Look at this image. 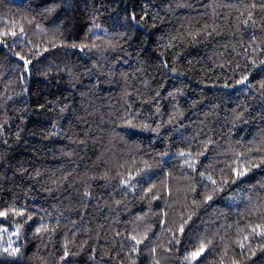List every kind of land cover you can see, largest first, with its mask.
Here are the masks:
<instances>
[{
	"label": "trees",
	"instance_id": "obj_1",
	"mask_svg": "<svg viewBox=\"0 0 264 264\" xmlns=\"http://www.w3.org/2000/svg\"><path fill=\"white\" fill-rule=\"evenodd\" d=\"M11 31L0 264H264V0H0Z\"/></svg>",
	"mask_w": 264,
	"mask_h": 264
},
{
	"label": "snow or ice",
	"instance_id": "obj_2",
	"mask_svg": "<svg viewBox=\"0 0 264 264\" xmlns=\"http://www.w3.org/2000/svg\"><path fill=\"white\" fill-rule=\"evenodd\" d=\"M131 19L136 22L137 24L139 23V21H136V16L135 14L132 15ZM143 19V17L141 18ZM96 27H99V25H96ZM89 31H91V29H89ZM12 35V36H17V32L15 31H11L9 32H3L0 33V36H8V35ZM20 34H23V28H21L20 30ZM0 43H4L3 39H0ZM72 47H76V45H72ZM83 47L86 46H82L81 50H83ZM17 55H19V53H17ZM21 60H24L25 66L27 67L28 64L31 63V61L29 60H25V58L23 56L20 57ZM247 80V76H245L242 80L238 81V83H244ZM144 127H148L147 125H145ZM180 155H184V153H181ZM185 163H188L187 161ZM189 167H193L194 168V164H188ZM254 166H258V165H254ZM248 168H244L243 170H239V169H234L233 171L235 172L236 177H240L246 174V172L248 171ZM201 175H203V173H201ZM209 180H211V177H208ZM234 182V181H233ZM213 184H216L215 180H212ZM208 200L212 199V196L209 195L207 196ZM12 211L13 213H15V215H19L22 216L24 215L23 211H19L17 212L15 209H9V210H4V211H0V217H7L8 216V212ZM29 219H31V217H29ZM189 219H191V217H189ZM20 227L22 226H17L16 232L14 233H9V240L7 241V247H2V253H6L8 256L11 257H15L20 253V249L19 247H13L12 244V240H11V236L12 235H16L17 237H19V230ZM46 230V229H45ZM183 225H181L179 231L183 232ZM37 233H39L41 231L40 228L36 229ZM8 232L7 228H0V241L3 240V236L2 234ZM250 237H260L262 239H264V223H260V224H256L255 226L251 227V230L249 232L248 235H246L244 237V241H248L250 239ZM132 240L136 241L137 244L141 243V241L137 240L135 236L131 237ZM244 241L240 242V247L243 248H248L249 252H250V256L248 258H251L253 256L256 255L257 249H253L251 248L250 244H245ZM206 245L201 244L200 247L198 249H196L195 251L191 252L188 256L185 257L186 260L189 261V264H192L193 261H196L198 257L201 256V254L205 251ZM260 251H264V243L260 244L258 246ZM137 249L134 247L133 251H136ZM68 253L67 251L65 252V257H67ZM62 259H64V257H62ZM233 264H239L238 261H233Z\"/></svg>",
	"mask_w": 264,
	"mask_h": 264
}]
</instances>
